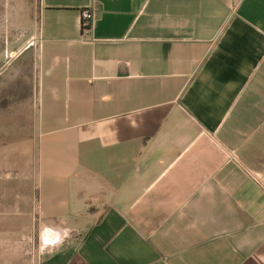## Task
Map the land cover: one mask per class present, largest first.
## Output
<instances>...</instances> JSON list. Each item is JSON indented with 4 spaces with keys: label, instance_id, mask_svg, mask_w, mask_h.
<instances>
[{
    "label": "crops",
    "instance_id": "1",
    "mask_svg": "<svg viewBox=\"0 0 264 264\" xmlns=\"http://www.w3.org/2000/svg\"><path fill=\"white\" fill-rule=\"evenodd\" d=\"M35 4L0 264H264V0Z\"/></svg>",
    "mask_w": 264,
    "mask_h": 264
},
{
    "label": "rangeland",
    "instance_id": "2",
    "mask_svg": "<svg viewBox=\"0 0 264 264\" xmlns=\"http://www.w3.org/2000/svg\"><path fill=\"white\" fill-rule=\"evenodd\" d=\"M36 0H0V135L8 127H30L35 123L33 84L36 78V51L30 45L29 30L35 28ZM31 40V39H30ZM18 87L19 99L12 96ZM10 93V94H7ZM22 138L25 136L23 129ZM25 145H23V148ZM12 151H6L10 153ZM25 157L23 149L22 158ZM8 158V157H7Z\"/></svg>",
    "mask_w": 264,
    "mask_h": 264
},
{
    "label": "built area",
    "instance_id": "3",
    "mask_svg": "<svg viewBox=\"0 0 264 264\" xmlns=\"http://www.w3.org/2000/svg\"><path fill=\"white\" fill-rule=\"evenodd\" d=\"M83 26L87 27L89 20L91 19V14L88 11L82 12Z\"/></svg>",
    "mask_w": 264,
    "mask_h": 264
}]
</instances>
